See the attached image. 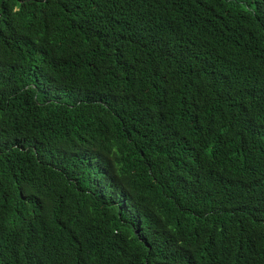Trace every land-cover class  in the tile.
<instances>
[{
	"label": "trees",
	"instance_id": "obj_1",
	"mask_svg": "<svg viewBox=\"0 0 264 264\" xmlns=\"http://www.w3.org/2000/svg\"><path fill=\"white\" fill-rule=\"evenodd\" d=\"M0 264H264V0H0Z\"/></svg>",
	"mask_w": 264,
	"mask_h": 264
}]
</instances>
